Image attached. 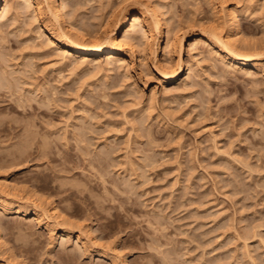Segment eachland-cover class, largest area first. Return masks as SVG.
<instances>
[{
  "label": "rangeland",
  "instance_id": "374dc122",
  "mask_svg": "<svg viewBox=\"0 0 264 264\" xmlns=\"http://www.w3.org/2000/svg\"><path fill=\"white\" fill-rule=\"evenodd\" d=\"M141 1L161 6L158 50L116 60L63 50L49 0L0 20V264H264V0L62 2L94 43Z\"/></svg>",
  "mask_w": 264,
  "mask_h": 264
},
{
  "label": "bare ground",
  "instance_id": "6f19581e",
  "mask_svg": "<svg viewBox=\"0 0 264 264\" xmlns=\"http://www.w3.org/2000/svg\"><path fill=\"white\" fill-rule=\"evenodd\" d=\"M19 1H20V3L27 4L29 7L30 6H35L36 7L35 13L37 15H39V17H42V15L45 16L44 13L42 14V10L40 9V5H41V3L44 0L42 2H41V0H19ZM62 1H64V0H49V4L48 5L45 3L46 1L44 3L48 6V8H46V9L49 10L53 20L59 25L61 23L63 25L65 24L64 27H66L65 29L67 30V32H66L65 29L62 28L66 32V34H64L63 32H62V34L67 36L68 38L66 37V39H62V40L60 38H58V39H60V40H58L59 41L58 44H59V46L61 48H63V50L70 51L68 53L85 54V55L89 54V56H91V55L98 56V55H101L103 53H106L107 59H113V60L115 59L116 60V58H118L120 55H122V52L120 50L121 47H125L126 49H128L129 50L128 53H130V54L135 52L134 50H136V49H135V45L134 44H136V43H133V41L136 40V39H137L136 41L138 42V40H139L140 43H141V40H143L144 42L141 43V44H143L144 47L148 46L149 47L148 49L151 52V54H153V52L158 50V44H157L158 43V39H159V37H162V34L164 33V29H165L164 19L162 18V14L163 13H161V11H162L160 9L161 6L158 3H153V2L151 3V1H149V2L148 1H144V2L141 1L139 3H136V4H139V9L137 11L136 10L134 12L128 11V12H125L124 15H123V13H124L123 11H125V10L120 11V14H118V15H121L122 17L119 18V20L117 22L118 26H117V29H116V33L113 34V35H110L112 33L111 32V33H109V35L106 34L107 37L104 40L100 39V41H95L94 43H90V42H87V41L83 40V39H85L87 34H84V33L81 32V30H83V29L80 27V25L78 27V25H77L78 22L76 20H74V17L72 18L71 15L69 16V14H68L69 12L67 13L66 8H65L67 6H65L66 4H64ZM15 3L16 4L18 3L17 0H16ZM15 3H14V1L12 2L11 0H0V20L3 19V17L8 13L7 11L9 10V8L10 9L12 7L16 8L14 6ZM133 3H135V2H133ZM122 5H123V1H122ZM23 6H26V5H23ZM121 6H120V8H121ZM26 8H28V7L26 6ZM17 9H19L18 6H17ZM33 9H35V8H33ZM48 10H47V12H48ZM118 11H119V9L117 10V13H119ZM43 12H45V10ZM33 13H34V11H33ZM113 13L114 12H112V14ZM233 13H235V12H233ZM24 14H25V12H24ZM115 14H116V12H115ZM112 16L113 15H111V17ZM234 17H235V15H234ZM117 18L118 17H115V19H117ZM46 21H48V20H46ZM75 21L77 22V24H76ZM107 25H108V22H107ZM44 26H45V24H44ZM211 27L209 29L211 34L208 33L210 36H208V35H206V36L209 37V38L211 37V35L214 36V39L217 40L216 43L218 42V44H220V47H221L220 49L224 52V57H227V59H230V61L233 62V63H239L241 65L250 66V67H252V69H259L260 68V66H258V64H256L255 62L254 63L251 62L252 64L250 63V60L257 59V58H255L256 56L254 54L253 55L249 54V53L244 54L242 51H241L242 52L241 53L240 51L237 50V47L234 46L235 45L234 43H236V42L233 41L232 36L229 37L228 34H227V36H225L226 38H222V36H220L217 33L218 29L216 31V29H214V26H213V28H211ZM138 29L141 30V31H139ZM49 31H52V30H49ZM138 31L141 32V35L138 34ZM53 33H55V32H53ZM118 33L121 36L120 39L116 36ZM136 33L139 36L136 35ZM176 33L177 32H176L175 27L173 28L172 24H171L168 27L167 33H166V35H167L166 36V40H167L166 41V48L167 47L170 48V47H173V46L175 47L176 45H178L179 47L181 46L183 38L180 35H176ZM55 34L57 36L59 33L57 32ZM206 36H198L196 38H192L190 40L191 45L195 46V44L199 45V43H202L203 41L206 42V40H208V38L206 39ZM140 37H141V39H140ZM48 38H50L49 41H51V39H54V40L57 39L52 33H50V36ZM139 42L137 44H139ZM119 59H120V57H119ZM166 63H165V65H167ZM167 67L163 68L161 71L159 70L160 73H161V77L163 78V81L165 83H173L174 81L179 79V77H180V75L182 73V69H183L182 65L180 63H177L175 68H173V69L168 68L169 71L167 70ZM27 104H29V102H27ZM19 105L21 106V104H19ZM22 107H24V106H22ZM45 210L41 209V211H43L42 215L47 213V211H45ZM49 212L51 213V217L55 214L54 217L56 219H59V218L62 219L63 218V220H65L66 222L70 221V219L69 220L65 219L63 217L64 215L60 211L58 212L56 206H54L52 208V211H48V213ZM38 214L37 215H33L31 220L39 222L40 219H41V217H40L41 215L39 216ZM87 232H89V231H87ZM62 233H63L62 235L67 234L66 231H62Z\"/></svg>",
  "mask_w": 264,
  "mask_h": 264
}]
</instances>
